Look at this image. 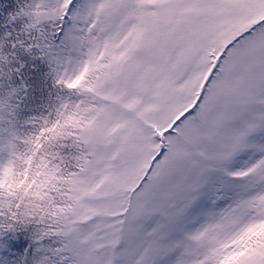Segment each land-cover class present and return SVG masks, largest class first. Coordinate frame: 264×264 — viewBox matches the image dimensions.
<instances>
[{
  "label": "snow or ice",
  "instance_id": "6c2138e0",
  "mask_svg": "<svg viewBox=\"0 0 264 264\" xmlns=\"http://www.w3.org/2000/svg\"><path fill=\"white\" fill-rule=\"evenodd\" d=\"M0 264H264V0H0Z\"/></svg>",
  "mask_w": 264,
  "mask_h": 264
}]
</instances>
